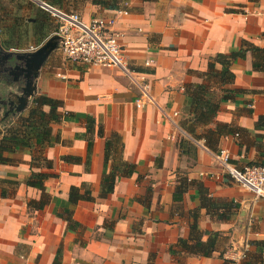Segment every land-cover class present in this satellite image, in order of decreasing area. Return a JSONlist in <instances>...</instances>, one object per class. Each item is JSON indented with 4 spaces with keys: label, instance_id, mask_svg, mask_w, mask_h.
Listing matches in <instances>:
<instances>
[{
    "label": "crops",
    "instance_id": "crops-1",
    "mask_svg": "<svg viewBox=\"0 0 264 264\" xmlns=\"http://www.w3.org/2000/svg\"><path fill=\"white\" fill-rule=\"evenodd\" d=\"M94 1L118 8L126 2L127 15ZM63 2L86 24L116 18L113 30L120 35L131 75L66 62L58 41L34 72L32 96L21 112L15 111L24 80L10 73L18 61H3L2 55L35 52L58 35L52 27H38L44 20L36 14L44 12L34 0H0V138L27 114L34 97L62 102V120L51 125L53 144L43 152L51 168L33 169L52 175L44 192L25 185L31 153L4 154L10 161L0 165V264H264V252L255 245L264 241V202L233 183L212 157L223 149L238 168L264 163V119L256 127L264 118V69L253 67L256 62L264 66V59L247 50L232 63L234 80L226 88L235 94L220 104L209 128L227 125L237 133L220 138L216 150L179 126L185 88L203 82L199 74L211 58L246 50V44L263 50L264 57V0ZM22 41L29 49H19ZM142 78L149 89L137 108ZM87 117L94 120L90 133ZM113 135L120 147L117 153L111 150L105 165V143ZM116 158L135 171L116 177L113 192L102 196V174L110 172ZM181 178L202 184L212 199L236 205L225 220L199 211L202 241L206 233L218 234L210 258L186 254L178 246L189 239L191 211L199 207L194 185L176 193ZM71 187L90 193L92 200L70 204ZM42 199L43 208L27 206Z\"/></svg>",
    "mask_w": 264,
    "mask_h": 264
},
{
    "label": "trees",
    "instance_id": "trees-1",
    "mask_svg": "<svg viewBox=\"0 0 264 264\" xmlns=\"http://www.w3.org/2000/svg\"><path fill=\"white\" fill-rule=\"evenodd\" d=\"M63 1L64 0H52L48 4L60 10L72 12L63 4ZM94 4L119 9L116 5L109 6L102 1H94ZM36 18L44 20L40 21L38 27L44 29L52 27L56 30V25L52 26V24L49 23L51 18L47 13H38L36 14ZM37 22L38 20L36 23ZM246 46V50L240 49L237 52L228 55H216L214 58H211L208 63L207 71L199 74L203 82L200 84H190L185 88L186 102L184 105V115L179 126L181 130L192 139L204 140L205 145L212 150H216L215 147L220 138L227 136L228 134L237 133L227 125L216 124L214 129L209 128L219 112L220 104L223 101L232 99L235 94L234 90L226 88V86L232 84L234 80V75L231 71L232 63L238 58L243 57L247 50L255 53L260 62L264 59L263 50L256 48L251 44H246ZM216 64L220 65V70L216 68ZM253 67L258 70L264 69L263 64L257 62L254 63ZM61 107L62 102L59 100L47 96L34 97L28 108L27 114L25 116H18L15 119L14 124L11 125L0 138V165L10 161L4 156L5 153L28 151L31 153L30 168L32 171L25 181V185L41 192H44L45 181L52 177V175L43 172H35L33 169H39L41 166L48 169L51 168V162L45 158L43 152L45 148L50 147L53 144L51 125L59 123L62 120V116L58 112ZM45 108H47V111L44 110ZM263 119V117L259 118L256 127L263 126ZM86 121L88 125L87 132L90 133L91 127L94 126V120L87 117ZM103 133V128L99 125L98 136L102 137ZM89 144H92L91 140L89 141ZM119 147L120 138L117 135L112 136L111 142L106 141L104 149L105 165L109 160L110 154L112 152L117 153ZM134 171V165L124 162L121 158H116V164L111 166L109 173H105L104 169L101 179V195L106 196L113 192L116 177H128L133 174ZM193 185L199 195V207L191 211L193 222L190 225L189 239L179 240L178 246L186 254L210 258L214 253L218 234L206 233L207 240L202 241L204 233L200 231L198 227L199 211L204 209L208 215L212 217L220 216L221 219L225 220L236 208V205L232 202L212 199L209 197L208 191L202 184L195 181H188L187 178H181L179 180L176 193L178 192L181 195ZM68 196V202L70 204H76L80 200H92L90 193L84 192L83 194H80V189L76 187L70 188ZM173 198L174 200L177 199L175 194ZM45 205L46 200L43 199L39 202L31 201L27 204L30 208L39 209L43 208ZM255 245L258 251L264 252V241L256 242Z\"/></svg>",
    "mask_w": 264,
    "mask_h": 264
},
{
    "label": "built area",
    "instance_id": "built-area-1",
    "mask_svg": "<svg viewBox=\"0 0 264 264\" xmlns=\"http://www.w3.org/2000/svg\"><path fill=\"white\" fill-rule=\"evenodd\" d=\"M34 2L55 21L56 34L60 38L58 49L63 60L90 68H115L131 75L123 57L120 35L113 30L115 17H98L86 24L75 13L60 10L45 1ZM126 6L127 3H123L116 14L127 15ZM142 82V97L135 101L137 108L142 107V98H147L149 89L143 78ZM212 157L233 183L264 202V163L238 168L231 163L228 151L223 149L212 154Z\"/></svg>",
    "mask_w": 264,
    "mask_h": 264
},
{
    "label": "water",
    "instance_id": "water-1",
    "mask_svg": "<svg viewBox=\"0 0 264 264\" xmlns=\"http://www.w3.org/2000/svg\"><path fill=\"white\" fill-rule=\"evenodd\" d=\"M59 36H54L43 47L32 53L11 54L5 53L2 55V60L7 61L14 57L18 61V65H15L13 69H10L11 74L21 76L24 80V86L22 87V93L17 97V104L15 105V111L21 112L26 105V98L32 96V77H35L37 72L48 53L54 50L59 41ZM34 73V74H33Z\"/></svg>",
    "mask_w": 264,
    "mask_h": 264
},
{
    "label": "rangeland",
    "instance_id": "rangeland-1",
    "mask_svg": "<svg viewBox=\"0 0 264 264\" xmlns=\"http://www.w3.org/2000/svg\"><path fill=\"white\" fill-rule=\"evenodd\" d=\"M72 13H75V14H79L77 11H75V10H72ZM52 26H55V24L52 22ZM26 42L27 41H22V44L21 45H19V49H21V50H23V49H29V46L28 45H26ZM28 46V47H27ZM17 47H18V45H17ZM56 59V61L58 60V58H55Z\"/></svg>",
    "mask_w": 264,
    "mask_h": 264
}]
</instances>
